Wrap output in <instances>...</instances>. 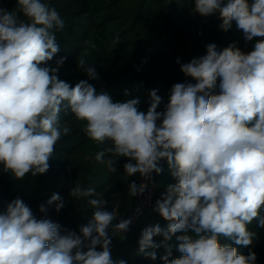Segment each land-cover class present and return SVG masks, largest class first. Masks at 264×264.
<instances>
[{
  "label": "clouds",
  "instance_id": "obj_1",
  "mask_svg": "<svg viewBox=\"0 0 264 264\" xmlns=\"http://www.w3.org/2000/svg\"><path fill=\"white\" fill-rule=\"evenodd\" d=\"M194 12L209 16L219 12V27L227 32L233 21L246 41L264 37V0H194ZM20 14L26 19H20ZM64 21L42 0H17L15 10L0 8V165L16 179L45 174L55 145L70 129L60 128L59 114L70 109L83 131L97 144L111 146L97 152L96 161L117 171L115 157H126L128 176L139 173L151 179L166 158L175 184L156 201L154 208L167 228L159 224L143 229L138 254L155 260L162 245L165 264H255L257 254L238 253L231 244L250 246L255 232L247 225L255 219L264 228V39L245 54L235 43L222 51L207 45V54L181 64V71L196 83H176L163 112L158 89L150 92L147 113L139 99L113 102L107 93L96 94L81 80L71 86L60 80L58 68L42 66L59 51L55 30ZM90 47L95 45L86 41ZM119 43V37L112 41ZM64 58L57 61L60 66ZM177 63H180L177 59ZM78 66L89 79H98L94 67L81 58ZM219 80V83H218ZM219 92H216V89ZM162 123L157 124V121ZM250 125V126H249ZM108 156L109 158L105 159ZM135 161V163H132ZM147 185H129V195L143 194ZM72 197H95V209L82 235L65 230L47 218L37 219L19 197L0 213V264H126L110 254L113 233L126 232L130 220L113 225L115 210H104L107 201L94 188L77 185ZM59 212L64 198L53 194L47 201ZM39 211L46 213L45 204ZM176 236L180 258L169 262L167 241ZM162 236V245L153 238ZM101 250H97V246ZM84 249H87L86 251Z\"/></svg>",
  "mask_w": 264,
  "mask_h": 264
},
{
  "label": "trees",
  "instance_id": "obj_2",
  "mask_svg": "<svg viewBox=\"0 0 264 264\" xmlns=\"http://www.w3.org/2000/svg\"><path fill=\"white\" fill-rule=\"evenodd\" d=\"M17 0H0V8L15 10ZM50 8H55L64 21L62 30H55L59 51L52 60L42 66L58 68V78L71 86L81 80L93 85L96 94L107 93L113 102H125L139 99L138 108L145 114L150 107V92L158 89L162 98L157 107L163 112L169 102L171 88L176 83L196 81L181 71V64L189 63L193 58L207 54V45L215 44L222 51L229 44H243L242 30L232 27L223 31L219 25L222 20L216 12L201 16L193 11L194 0H42ZM252 3V0H249ZM20 19H26L20 14ZM119 37V43L112 41ZM91 41L94 48L86 44ZM64 58L60 66L57 61ZM83 58L95 68L98 79H89L87 73L78 66ZM179 59L180 63H177ZM219 83V80H218ZM219 92V89H216ZM60 128L70 129L56 143L53 156L49 160L50 168L43 175L33 176L31 172L23 179H16L11 172H4L0 165V213H6L7 205L17 197L22 199L33 211L37 219L47 218L59 224L61 234L65 230L82 235L80 229L87 226L95 211L88 199L95 197H72L71 188L80 185L83 188H94L107 204L104 210L113 211L115 207L120 217L128 214L135 203L136 196L129 195V185L134 181L138 185V175L128 176L124 165L129 162L126 157H115L117 171L112 173L105 164L96 161L97 152L111 146V142L97 144L90 140L83 131L85 122L78 121L70 109L59 114ZM162 120L157 121V124ZM250 126V125H249ZM109 158L108 156L105 159ZM135 163V161H132ZM159 166L162 172L156 173L158 185L154 207L141 216L139 221L128 227L126 232L113 233L111 236L110 254L112 260L126 261V264H165L161 257L166 249L162 245L164 238L156 236L154 242L161 244L155 251L153 260L144 254H138L139 239L144 228L159 224L167 228L168 221L154 211L156 201L167 191V186L177 181L171 175L166 158ZM53 194L64 198V208L59 212L55 204L47 201ZM45 204L46 213L39 211V205ZM260 215H264V209ZM115 219L112 224H117ZM249 231L255 232L252 245L240 246L221 237V243L231 244L239 254L248 255L249 250L257 254L255 264H264V228L257 226V220L247 225ZM189 235L196 239L195 233L181 231L167 241L171 248L169 262L178 259L181 253L177 250L176 236ZM85 251L87 249H84ZM97 250H101L97 246Z\"/></svg>",
  "mask_w": 264,
  "mask_h": 264
},
{
  "label": "built area",
  "instance_id": "obj_3",
  "mask_svg": "<svg viewBox=\"0 0 264 264\" xmlns=\"http://www.w3.org/2000/svg\"><path fill=\"white\" fill-rule=\"evenodd\" d=\"M241 37L243 38L244 42L241 46H237V47L245 54L254 50V45L258 40L264 39V37H256V38H253L252 41H246L244 38L243 32L241 33ZM141 183L146 184L147 187L145 191L143 192V194H138L136 196L134 206L128 214H126L124 217H120V215L118 214V210L115 207L114 210L117 212V218H116L118 221L117 223H119L121 220L127 219L131 221V223L129 224V227H130L136 224L142 215H144L148 210L154 207L156 196H157V191H158V185L156 182V173L153 172L151 174V179H145L141 177L139 174L138 175V185H140Z\"/></svg>",
  "mask_w": 264,
  "mask_h": 264
},
{
  "label": "rangeland",
  "instance_id": "obj_4",
  "mask_svg": "<svg viewBox=\"0 0 264 264\" xmlns=\"http://www.w3.org/2000/svg\"><path fill=\"white\" fill-rule=\"evenodd\" d=\"M121 233H123V232H120V235H121Z\"/></svg>",
  "mask_w": 264,
  "mask_h": 264
}]
</instances>
